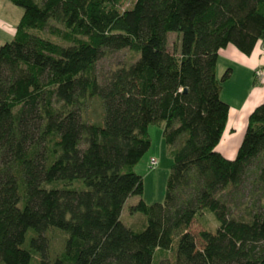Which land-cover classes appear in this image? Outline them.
<instances>
[{
  "label": "trees",
  "instance_id": "1",
  "mask_svg": "<svg viewBox=\"0 0 264 264\" xmlns=\"http://www.w3.org/2000/svg\"><path fill=\"white\" fill-rule=\"evenodd\" d=\"M11 1L23 15L0 46V264H155L171 249L172 264H264V203L241 199L253 168L264 197V102L235 159L216 149L230 111L221 91L231 69L217 77L219 51L232 44L251 55L264 42V0ZM170 33L179 49L169 50ZM122 49L138 59L102 83L98 61ZM97 96L103 124L82 113ZM154 123L174 162L164 201L132 207L146 216L137 231L122 212L144 192L134 167ZM206 211L218 225L198 245L188 229ZM50 228L68 234L55 258Z\"/></svg>",
  "mask_w": 264,
  "mask_h": 264
},
{
  "label": "rangeland",
  "instance_id": "2",
  "mask_svg": "<svg viewBox=\"0 0 264 264\" xmlns=\"http://www.w3.org/2000/svg\"><path fill=\"white\" fill-rule=\"evenodd\" d=\"M134 1L135 0H128L126 3V7L131 6ZM51 38L55 41H60L57 37ZM168 48L170 51H173L175 48H180V37L177 33H170L168 35ZM138 57L139 56L136 52L129 49L109 51L107 55H105L98 61L96 65V74L98 75L100 81L103 83L104 79L113 70H116L117 68L122 66H129L130 64L134 63L138 59ZM230 84L231 83L229 82L227 86H230ZM82 113L85 120L103 124L104 107L102 99L99 96L88 99L83 106ZM160 124L162 123H154L149 126L148 136L151 139V147L147 151V153L140 159L138 164H136V166L134 167V171L143 178L144 192L141 195L130 196L126 204L124 205L122 212L123 223L126 226L137 231L143 229L146 223V216L143 213L133 211L132 207L137 205L141 199L144 200L147 204L157 202L162 203L164 201L168 179L174 162V159L170 152L171 147L165 140L163 127ZM178 145L179 143L175 145V147H177ZM153 158L156 160V164L154 165L152 164ZM257 175V170L253 168L251 173L246 177L244 187L242 188L243 196H241V199H244L243 201L245 202L249 200H254L255 202L259 198H262L261 202L257 204V207H259L262 203H264V197L261 195V192L258 191L259 187L255 185V177ZM56 184L57 182L54 183V185ZM76 185L79 188L81 187L80 184ZM245 206L246 205L242 206L241 209ZM217 225L218 222L216 221L214 214L210 211H206L205 214L199 215L193 220L188 230L195 235L198 245H201L202 242L200 240L199 233L206 229H215ZM35 233L36 232H34L32 229L28 231L27 241L24 247L32 249V247H30V240L32 237L36 236ZM44 235L48 240V252L52 256V258H55L64 252L65 242L68 238L67 233L58 228H50L45 232ZM40 254L41 252L36 253L33 260L34 263L37 261V259H39ZM174 261L175 249H171L159 251L156 256L155 264H172L174 263Z\"/></svg>",
  "mask_w": 264,
  "mask_h": 264
},
{
  "label": "crops",
  "instance_id": "3",
  "mask_svg": "<svg viewBox=\"0 0 264 264\" xmlns=\"http://www.w3.org/2000/svg\"><path fill=\"white\" fill-rule=\"evenodd\" d=\"M17 7L11 0H0V46L15 37L23 15V10ZM262 44L260 41L251 55L242 53L232 44L219 51L217 77L222 78L224 70L231 69V76L222 83L221 91V98L229 104L230 111L222 139L216 149L230 160L237 155L250 114L264 102ZM229 82L231 84L227 86ZM160 125L163 127V124Z\"/></svg>",
  "mask_w": 264,
  "mask_h": 264
},
{
  "label": "built area",
  "instance_id": "4",
  "mask_svg": "<svg viewBox=\"0 0 264 264\" xmlns=\"http://www.w3.org/2000/svg\"><path fill=\"white\" fill-rule=\"evenodd\" d=\"M262 54H264V42L262 44ZM152 164H156V160L154 158L152 159Z\"/></svg>",
  "mask_w": 264,
  "mask_h": 264
}]
</instances>
